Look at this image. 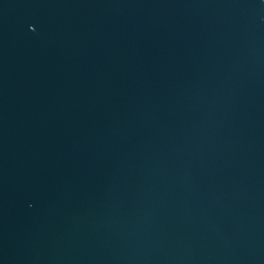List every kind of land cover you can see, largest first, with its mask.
Listing matches in <instances>:
<instances>
[{
    "label": "water",
    "instance_id": "95a60500",
    "mask_svg": "<svg viewBox=\"0 0 264 264\" xmlns=\"http://www.w3.org/2000/svg\"><path fill=\"white\" fill-rule=\"evenodd\" d=\"M0 264H264V0H0Z\"/></svg>",
    "mask_w": 264,
    "mask_h": 264
}]
</instances>
